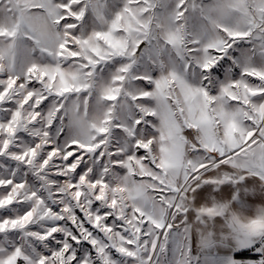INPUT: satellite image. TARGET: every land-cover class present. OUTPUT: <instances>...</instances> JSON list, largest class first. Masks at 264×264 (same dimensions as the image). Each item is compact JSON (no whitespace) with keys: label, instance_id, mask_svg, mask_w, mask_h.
Masks as SVG:
<instances>
[{"label":"snow or ice","instance_id":"1","mask_svg":"<svg viewBox=\"0 0 264 264\" xmlns=\"http://www.w3.org/2000/svg\"><path fill=\"white\" fill-rule=\"evenodd\" d=\"M0 264H264V0H0Z\"/></svg>","mask_w":264,"mask_h":264}]
</instances>
